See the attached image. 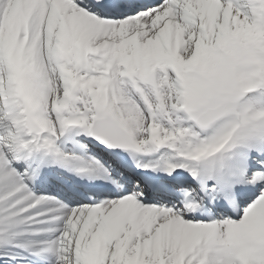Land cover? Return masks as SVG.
<instances>
[{
  "label": "snow or ice",
  "instance_id": "obj_1",
  "mask_svg": "<svg viewBox=\"0 0 264 264\" xmlns=\"http://www.w3.org/2000/svg\"><path fill=\"white\" fill-rule=\"evenodd\" d=\"M0 264H264V0H0Z\"/></svg>",
  "mask_w": 264,
  "mask_h": 264
}]
</instances>
